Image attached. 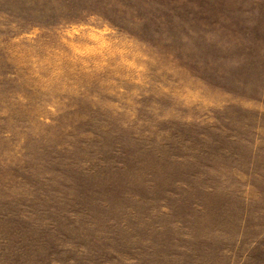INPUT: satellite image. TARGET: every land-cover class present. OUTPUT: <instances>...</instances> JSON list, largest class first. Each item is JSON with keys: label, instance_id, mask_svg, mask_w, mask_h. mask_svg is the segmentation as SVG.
<instances>
[{"label": "rangeland", "instance_id": "rangeland-1", "mask_svg": "<svg viewBox=\"0 0 264 264\" xmlns=\"http://www.w3.org/2000/svg\"><path fill=\"white\" fill-rule=\"evenodd\" d=\"M0 264H264V0H0Z\"/></svg>", "mask_w": 264, "mask_h": 264}]
</instances>
